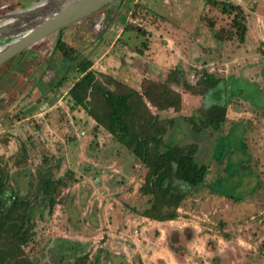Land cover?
I'll list each match as a JSON object with an SVG mask.
<instances>
[{
	"label": "rangeland",
	"instance_id": "374dc122",
	"mask_svg": "<svg viewBox=\"0 0 264 264\" xmlns=\"http://www.w3.org/2000/svg\"><path fill=\"white\" fill-rule=\"evenodd\" d=\"M217 1L245 13L242 44L213 38L218 28L229 30L231 17L206 0H116L0 66V170L19 192L32 193L34 237L23 248L31 264L77 257L84 264H264V0ZM14 2L0 0V28L18 22L29 30L42 20L45 12L1 19L34 5L9 12ZM20 35L0 37V49ZM81 60L140 94L151 82L178 94L177 110L150 112L174 121L168 141L199 145L196 160L207 170L174 222L141 215L149 206L139 193L146 170L84 110L71 108L67 90ZM204 72L220 84L202 91ZM216 102L224 106L219 128L192 133L187 120L206 121ZM46 167L51 181L62 180L50 210L34 177Z\"/></svg>",
	"mask_w": 264,
	"mask_h": 264
},
{
	"label": "trees",
	"instance_id": "16d2710c",
	"mask_svg": "<svg viewBox=\"0 0 264 264\" xmlns=\"http://www.w3.org/2000/svg\"><path fill=\"white\" fill-rule=\"evenodd\" d=\"M206 1L221 14L231 17L229 30L225 32L220 28L213 31V22L204 21L207 29L213 31V38L220 42L235 38L238 44H242L246 33L243 10L237 5L217 0ZM137 9L133 5L129 15L135 16ZM54 47H62L58 37ZM90 66L87 60L76 63L78 78L67 90L71 108L84 110L93 120L94 128L100 127L107 132L146 170L139 193L148 197L149 206L141 215L156 222L174 220L177 208L192 189L203 183L207 170L205 164L196 160L199 145L195 142L178 144L168 141L170 135L167 136V128L174 121H159L150 112V108L157 111L169 108L177 110L178 94L165 83L158 82H151L140 94L110 76L94 74ZM198 84L202 91H208L217 87L220 81L204 72ZM223 114L224 106L216 102L210 106L206 121L198 124L192 120L187 121L192 133L199 134L206 126L217 130L223 121ZM48 172V167L39 169L34 177L39 183V198L50 210L54 204L56 186L62 180L58 178L51 181L47 177ZM15 175H19V172ZM11 181L12 178L0 170V264H31L23 248L34 237L29 211V197L32 193L19 192ZM84 258L77 257L73 264H84Z\"/></svg>",
	"mask_w": 264,
	"mask_h": 264
},
{
	"label": "water",
	"instance_id": "95a60500",
	"mask_svg": "<svg viewBox=\"0 0 264 264\" xmlns=\"http://www.w3.org/2000/svg\"><path fill=\"white\" fill-rule=\"evenodd\" d=\"M115 1L116 0H53L52 3H48V0L44 2H42V0H36L31 10H24L19 13H13L8 17H2L1 19H16L20 16L33 17L41 12H45L42 20L33 25L29 30H27L26 27H21L18 22L0 28V37H16L22 34L0 49V66L48 35L96 13L106 6L113 4ZM23 30L27 31L22 33L21 31Z\"/></svg>",
	"mask_w": 264,
	"mask_h": 264
},
{
	"label": "flooded vegetation",
	"instance_id": "af4514ba",
	"mask_svg": "<svg viewBox=\"0 0 264 264\" xmlns=\"http://www.w3.org/2000/svg\"><path fill=\"white\" fill-rule=\"evenodd\" d=\"M16 1H17V2H14L15 4H12V5H11V7H10V9H9V12H14L16 9H21V8H23V6L25 5V3L29 2V1H33V2H35L36 0H16ZM44 1H46V0H42V2H44ZM20 2H22V3H20ZM52 2H53V0H48V3H52ZM111 5H112V4H111ZM111 5H108V6H106L105 8H103V9L97 11V12H101V11H103V10H106V9L109 8ZM19 12H22V11H19ZM4 16H7V17H8V15H4ZM4 16H2V17H4ZM13 38H14V36H13Z\"/></svg>",
	"mask_w": 264,
	"mask_h": 264
},
{
	"label": "built area",
	"instance_id": "2783aa9c",
	"mask_svg": "<svg viewBox=\"0 0 264 264\" xmlns=\"http://www.w3.org/2000/svg\"><path fill=\"white\" fill-rule=\"evenodd\" d=\"M178 220H181L180 218H178ZM172 221V220H171ZM172 222H174V221H172ZM184 225L186 224L185 222H182ZM127 229H128V231H129V226H127ZM140 232H138V230L136 229V226L134 225V226H132V231H131V236L133 237V240H134V242L136 243L137 241H138V238H137V236H138V234H139Z\"/></svg>",
	"mask_w": 264,
	"mask_h": 264
},
{
	"label": "crops",
	"instance_id": "0c3cea01",
	"mask_svg": "<svg viewBox=\"0 0 264 264\" xmlns=\"http://www.w3.org/2000/svg\"><path fill=\"white\" fill-rule=\"evenodd\" d=\"M154 222V221H153ZM166 223H172V221H168V222H166ZM141 230V229H140ZM131 237V245L133 246V248H136V247H138V242H134V240H133V237L132 236H130Z\"/></svg>",
	"mask_w": 264,
	"mask_h": 264
}]
</instances>
